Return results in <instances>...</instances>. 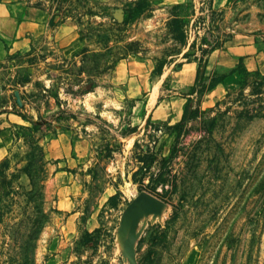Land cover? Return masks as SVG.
<instances>
[{
	"label": "rangeland",
	"instance_id": "obj_1",
	"mask_svg": "<svg viewBox=\"0 0 264 264\" xmlns=\"http://www.w3.org/2000/svg\"><path fill=\"white\" fill-rule=\"evenodd\" d=\"M31 1L77 23L75 58L19 84L25 109L56 101L79 113L90 146L85 213L62 225L52 161L27 145L23 179L0 177V264H264V83L210 105L190 100L172 129L147 115L161 95L137 110L112 89L120 61L176 69L234 32L260 34L264 0H240L238 19L201 30L210 19L159 0Z\"/></svg>",
	"mask_w": 264,
	"mask_h": 264
},
{
	"label": "crops",
	"instance_id": "obj_2",
	"mask_svg": "<svg viewBox=\"0 0 264 264\" xmlns=\"http://www.w3.org/2000/svg\"><path fill=\"white\" fill-rule=\"evenodd\" d=\"M159 1L168 9L194 10V19H210L200 30L207 29L215 19H238L232 13L240 0L206 1L209 18L208 14L197 17L196 0ZM76 24L31 0H0V67L4 78L0 94V177H9L15 170L18 184L25 175L22 171L27 145L43 147L55 171L51 184L56 216L67 230L85 213L84 188L88 179L83 173L90 161L89 142L83 138L85 127L79 113L63 102L48 101L45 107L25 109V87L19 82L24 83L28 73L39 77L57 73L64 63L75 58ZM155 67L147 61L118 62L112 89L120 91L127 101L133 100V109L137 110L144 103L147 107L156 94L161 95L156 108L147 115L172 129L181 121L190 100L210 105L238 87L264 83V31L257 35L234 32L222 47L209 50L203 60L194 58L180 68L154 71ZM10 71L15 72L11 79ZM16 84L20 87V102L15 97ZM144 95L143 100H136ZM3 184L0 179V191Z\"/></svg>",
	"mask_w": 264,
	"mask_h": 264
},
{
	"label": "built area",
	"instance_id": "obj_3",
	"mask_svg": "<svg viewBox=\"0 0 264 264\" xmlns=\"http://www.w3.org/2000/svg\"><path fill=\"white\" fill-rule=\"evenodd\" d=\"M206 1L208 0H196L195 4L197 5L196 8L200 10V14H203L204 16H206L209 12L208 9L206 8ZM205 24L204 22H202L201 24H199L198 26V30H200L201 27H203ZM3 69L2 67H0V94L3 88Z\"/></svg>",
	"mask_w": 264,
	"mask_h": 264
},
{
	"label": "trees",
	"instance_id": "obj_4",
	"mask_svg": "<svg viewBox=\"0 0 264 264\" xmlns=\"http://www.w3.org/2000/svg\"><path fill=\"white\" fill-rule=\"evenodd\" d=\"M185 112H186V108H185V111H184V115H185ZM184 115H183V117H182L181 121L183 120V118H184ZM181 121H180V122H181ZM180 122H179V123H180ZM179 123H178V124H179ZM178 124H177L176 126H178ZM176 126H175V127H176ZM170 185L173 187V186H174V185H173V182H171V183H170Z\"/></svg>",
	"mask_w": 264,
	"mask_h": 264
}]
</instances>
